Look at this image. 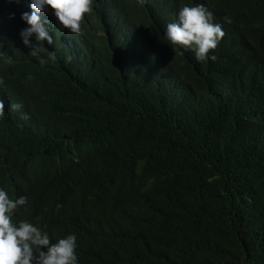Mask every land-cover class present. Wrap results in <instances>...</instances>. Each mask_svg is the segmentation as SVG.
I'll use <instances>...</instances> for the list:
<instances>
[{
  "label": "trees",
  "instance_id": "trees-1",
  "mask_svg": "<svg viewBox=\"0 0 264 264\" xmlns=\"http://www.w3.org/2000/svg\"><path fill=\"white\" fill-rule=\"evenodd\" d=\"M201 2L225 31L215 61L164 45L163 68L123 75L102 32L80 55L57 39L32 56L0 5V187L67 208L81 264H264V149L247 141L264 116V0H181ZM215 67L235 93L222 109L203 85ZM133 75L152 80L134 91Z\"/></svg>",
  "mask_w": 264,
  "mask_h": 264
},
{
  "label": "clouds",
  "instance_id": "clouds-1",
  "mask_svg": "<svg viewBox=\"0 0 264 264\" xmlns=\"http://www.w3.org/2000/svg\"><path fill=\"white\" fill-rule=\"evenodd\" d=\"M100 1L0 0V5L7 10L10 18H14L16 14L19 20L25 22L26 27L20 31L19 35L23 45L29 48V53L34 57L42 51L36 42L42 41L51 45L57 39L67 40L66 45L63 44L67 52L70 53L71 50L75 56L80 55L82 50L87 51L91 47L90 42L84 39V33L97 31L108 37L109 41L105 44L111 49L115 44L123 46L121 56L114 57L115 63H118L121 69V75L125 74L124 71L130 72L127 63L129 60H136L139 70L156 72L163 68L169 59L164 45L185 56L194 54L196 61L199 62H196L198 68L201 65L200 62L217 59L214 49L224 38L225 31L222 24L213 22L214 14L203 2L182 6L181 0ZM26 3H29L31 11L26 8ZM154 3L158 9L157 18L149 17L150 25L142 28L143 19L148 18L145 9H150ZM132 8V15H128L127 10ZM11 10L12 14H10ZM51 12L53 20L47 27L42 17L48 14L45 18H49ZM105 16L108 19L107 25L103 23ZM130 19L133 21L129 25ZM112 20L115 22V29H113ZM54 22L62 26L57 33L50 28ZM225 23H231V20L225 17ZM89 27H91L90 30H88ZM66 29L69 33L65 32ZM127 30L131 32L126 33ZM148 30L151 33L148 34ZM73 34L75 39H79L78 42L70 39ZM116 37L129 42L120 38L115 43ZM70 44L73 45L67 47ZM134 44L138 49L134 48ZM185 49L188 51L186 52ZM130 50H133L132 56L123 62ZM51 59H56L54 53ZM40 62L44 64L47 61L41 59ZM215 68L216 70L205 75L203 85L207 86L208 90L211 89V92L209 91L211 96L222 109L235 100V93L228 78L218 67ZM148 77L133 75L127 80L136 91L152 80ZM219 82L221 85L216 87ZM160 86V83H154L149 92H155ZM2 103L0 102V110ZM182 109H184L186 124L189 126L190 122L195 120L191 114L192 107H182ZM26 114L30 115L29 112ZM28 127V125L20 124L19 129ZM247 134V141L249 137L255 138L257 148L264 149V116H254L249 120ZM60 177L62 178V175ZM66 219L69 222L59 228L57 223L59 221L62 223ZM77 227L79 224L67 208L46 204L41 200L39 193L28 199L27 196H23L22 191L9 194L4 187H0V264H81L77 235L69 234V229ZM100 264L105 263L100 261Z\"/></svg>",
  "mask_w": 264,
  "mask_h": 264
},
{
  "label": "bare ground",
  "instance_id": "bare-ground-1",
  "mask_svg": "<svg viewBox=\"0 0 264 264\" xmlns=\"http://www.w3.org/2000/svg\"><path fill=\"white\" fill-rule=\"evenodd\" d=\"M98 1H100V0H94V2H98ZM158 1H161V0H158ZM101 2V1H100ZM99 2V3H100ZM26 8L28 9V11H31L30 9H29V3H26ZM116 9V8H115ZM158 9H157V7H156V4L154 3V4H152V6L150 7V9H145V12H146V14H147V16L149 15V16H155V11H157ZM108 11L110 12V8L108 9ZM116 11V10H115ZM132 13H133V8L132 9H130V10H127V14L128 15H132ZM46 15H48V14H45L43 17H42V20L46 23V26L47 27H49V24H50V22H52V20H53V15H52V12H51V14H50V17L48 18H45V16ZM45 18V19H44ZM132 21H133V19H130L129 21H128V24L130 25V23H132ZM107 22H108V19H107V17L105 16L104 17V19H103V23H104V25H107ZM112 26H113V29H115V22H114V20H112ZM61 27L62 26H58L57 24H56V22H54V23H52L51 25H50V28H52L53 30H54V32L55 33H57L58 31H60V29H61ZM119 29H121V28H119ZM118 29V30H119ZM118 30H117V32H118ZM132 31H134V29H132ZM65 32H68L69 33V31L66 29L65 30ZM123 32H124V30H123ZM131 32V30H127L126 31V33H130ZM67 33V34H68ZM50 34H51V32H50ZM67 34H66V37H67ZM116 34H118V33H116ZM121 37H119V38H117L116 37V41H115V43H117L118 41H119V39H120ZM70 39H74L76 42H78L79 41V39H75V34H73L72 35V37H70ZM120 40H123V41H127V40H125V39H123V38H121ZM75 42V43H76ZM127 42H129V41H127ZM74 43V44H75ZM131 43V42H130ZM132 44V43H131ZM73 45V44H72ZM72 45H70V47L72 46ZM134 46V48L135 49H138L137 47H135V44L133 45ZM122 48H123V46L122 45H119V44H115V45H113V47H112V49H113V54L114 55H116V54H118V53H120L121 52V50H122ZM129 52H132L133 53V50H130ZM239 64V61H238V63L237 62H235V64L234 65H238ZM127 73H128V70L126 71ZM223 83V82H222ZM69 222V220H65L64 222H58L57 223V225H58V227L60 228V226H62V225H64V224H66V223H68Z\"/></svg>",
  "mask_w": 264,
  "mask_h": 264
}]
</instances>
